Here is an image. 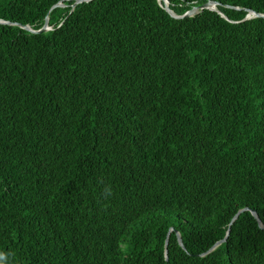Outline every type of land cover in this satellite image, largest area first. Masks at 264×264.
<instances>
[{
	"label": "trees",
	"instance_id": "trees-1",
	"mask_svg": "<svg viewBox=\"0 0 264 264\" xmlns=\"http://www.w3.org/2000/svg\"><path fill=\"white\" fill-rule=\"evenodd\" d=\"M207 1L0 0V264H264V0Z\"/></svg>",
	"mask_w": 264,
	"mask_h": 264
},
{
	"label": "water",
	"instance_id": "water-1",
	"mask_svg": "<svg viewBox=\"0 0 264 264\" xmlns=\"http://www.w3.org/2000/svg\"><path fill=\"white\" fill-rule=\"evenodd\" d=\"M85 1H89V0H74V2L72 3V9L77 4H79L81 2H85ZM158 1L159 2H163L165 10H167V12L171 16H173L175 18L190 17V16H193V15L199 13L200 11H202L204 9L215 10V11L219 12L221 15H223V13L221 11H219V9L216 7V5L218 4V2H216V1H207V2H205L203 4L195 5V6L191 7L189 10H187L186 12H184L181 15H178V14L174 13L169 8V0H158ZM64 5L65 4L63 2H58L57 4L53 5L52 8L55 7V6H64ZM245 10H247V12H248L247 15H246V17H245V19L251 18V17H259V16L264 17V14H262V13L255 12V11L250 10V9H245ZM0 23H4V24H15V25H18L19 27L24 28L26 30H29L31 32H41V31H46V30L50 29V26L48 25V18L45 19V22H44L43 26L41 28H39V29H33L29 25H27V24H21V23H17V22H14L13 23V22H10L8 20L1 19V18H0ZM246 210L250 211L251 214L256 218V220L258 221V223L261 225V221L259 219V216H258L257 212L254 209H250L248 207H244V208L238 210L234 214V216L231 218V220H230V223H229V227H228L226 236L222 240H219L216 243H214V245L208 250V252L211 251V250H213L216 246H218L222 241H224L226 239L227 235L229 234L231 225L238 218L239 214L241 212H243V211H246ZM169 233L170 232H168V235H167L166 240H165V257H166V260H167V245H168ZM177 236H178V241H179L180 245L184 248V245L182 243L181 236L179 234H177Z\"/></svg>",
	"mask_w": 264,
	"mask_h": 264
}]
</instances>
